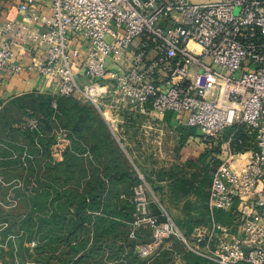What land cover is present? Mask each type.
<instances>
[{"label": "built area", "instance_id": "built-area-1", "mask_svg": "<svg viewBox=\"0 0 264 264\" xmlns=\"http://www.w3.org/2000/svg\"><path fill=\"white\" fill-rule=\"evenodd\" d=\"M36 3H19L25 23L36 18ZM51 3L47 29L23 24L17 31L20 41L46 51L44 61L16 62V41L2 39L0 28V82L5 70L37 71L55 94L93 106L113 134L121 111L172 112L207 144H221L225 156L210 157V233L189 239L169 222L163 229L209 261L264 264V0ZM235 208L236 223L215 218Z\"/></svg>", "mask_w": 264, "mask_h": 264}, {"label": "rangeland", "instance_id": "rangeland-1", "mask_svg": "<svg viewBox=\"0 0 264 264\" xmlns=\"http://www.w3.org/2000/svg\"><path fill=\"white\" fill-rule=\"evenodd\" d=\"M138 40L134 41L132 50ZM47 94L57 95L55 92H31L4 101L0 106V264H35L37 247L44 244V233L29 234L11 226L18 225V221L31 211L26 200L36 187L45 184L44 176L52 179L48 177L52 176V171L45 166V161L35 160L41 158L38 153L43 146L30 144L27 133H45L41 138L55 141L54 150L70 144L65 126L45 113ZM107 110L115 116L111 109ZM112 122L118 124L115 120ZM123 129V133L122 130L111 133L124 153L126 165L140 179L134 187V195L121 197L135 206V220L128 222L129 237L136 238L134 233L143 237L136 248L142 257L149 255L144 254L143 249L154 245L173 251L175 262L183 264L180 253L187 251L183 242L174 234L167 235L163 226L169 222L189 239L210 233L213 217L206 200L212 176L210 157L223 158V147L207 144L198 133V136L193 135L197 128L181 125L174 128L162 121L156 125L147 121L140 129L130 132L125 130L126 127ZM192 135L194 137L187 142L186 137ZM202 149L206 153L204 159L198 158ZM215 218L233 224L239 220V215L235 208L215 211ZM123 236L120 232L118 240L114 241L124 243ZM94 243L90 240L88 246Z\"/></svg>", "mask_w": 264, "mask_h": 264}, {"label": "trees", "instance_id": "trees-1", "mask_svg": "<svg viewBox=\"0 0 264 264\" xmlns=\"http://www.w3.org/2000/svg\"><path fill=\"white\" fill-rule=\"evenodd\" d=\"M45 97V113L65 126L70 144L54 150L55 141L41 138L45 133H27L30 144L43 146L38 153L41 158L34 155L35 160L45 161L52 171L48 176L51 181L45 175V184L36 187L26 200L31 211L11 226L29 234L44 233L35 264H177L174 252L162 247L142 257L136 248L143 237L139 233H134V239L129 237L128 222L135 220V206L121 197L134 195L140 179L126 165L124 153L101 114L75 97ZM171 116L172 112H167L165 119ZM200 157L204 159L206 153ZM119 231L124 243L118 244L114 240H118ZM90 240L95 243L88 246ZM180 256L183 264H217L188 251Z\"/></svg>", "mask_w": 264, "mask_h": 264}, {"label": "crops", "instance_id": "crops-1", "mask_svg": "<svg viewBox=\"0 0 264 264\" xmlns=\"http://www.w3.org/2000/svg\"><path fill=\"white\" fill-rule=\"evenodd\" d=\"M21 1L22 0H0V28H2V39L16 41V44L14 45V60L22 65H27L32 61L34 57L43 61L46 60L47 53L43 48L20 41L17 37L18 26L25 24V26L30 27L31 29H34L36 31H43L48 27L47 21L51 19L53 15V9L51 0H37L36 18L33 19L30 23H25L23 21V12L18 9V5ZM12 24L13 28H10L12 27ZM31 92L50 93L56 92V90L54 85L50 81H48L46 76L40 74L37 71H30L24 68L18 73L11 74L8 72V70H5L3 74V80L0 82V106L4 101L20 97L26 93ZM108 111L110 114V110ZM115 118H117L116 120H118L117 126L119 131H121L123 127H126L125 130L128 132L137 128L140 129L141 124H145L147 123V121L150 122L151 125H156L159 121H162L169 127L173 126L174 128L180 125L187 126L182 119L179 120L173 115L171 116L170 120L165 119V115L162 117L154 118L142 115L134 109L121 111ZM195 136H198V134H196ZM193 137V135L191 137L187 136L186 141L189 142L190 138ZM201 144L205 145V143ZM202 150L203 154L204 149ZM202 154H200L198 158Z\"/></svg>", "mask_w": 264, "mask_h": 264}, {"label": "water", "instance_id": "water-1", "mask_svg": "<svg viewBox=\"0 0 264 264\" xmlns=\"http://www.w3.org/2000/svg\"><path fill=\"white\" fill-rule=\"evenodd\" d=\"M197 133H198L199 135H201L202 132L198 129V130H197Z\"/></svg>", "mask_w": 264, "mask_h": 264}]
</instances>
